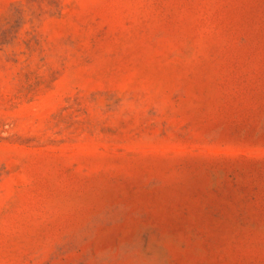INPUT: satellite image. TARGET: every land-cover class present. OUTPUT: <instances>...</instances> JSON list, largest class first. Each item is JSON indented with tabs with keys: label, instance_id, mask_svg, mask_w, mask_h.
I'll return each mask as SVG.
<instances>
[{
	"label": "rangeland",
	"instance_id": "rangeland-1",
	"mask_svg": "<svg viewBox=\"0 0 264 264\" xmlns=\"http://www.w3.org/2000/svg\"><path fill=\"white\" fill-rule=\"evenodd\" d=\"M0 264H264V0H0Z\"/></svg>",
	"mask_w": 264,
	"mask_h": 264
}]
</instances>
